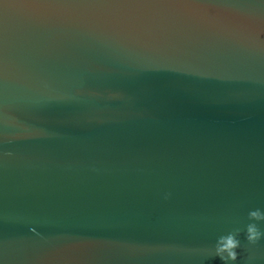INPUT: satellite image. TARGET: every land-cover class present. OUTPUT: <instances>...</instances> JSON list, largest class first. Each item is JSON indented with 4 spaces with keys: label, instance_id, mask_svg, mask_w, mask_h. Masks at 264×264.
<instances>
[{
    "label": "water",
    "instance_id": "water-1",
    "mask_svg": "<svg viewBox=\"0 0 264 264\" xmlns=\"http://www.w3.org/2000/svg\"><path fill=\"white\" fill-rule=\"evenodd\" d=\"M256 209L264 0H0V264H264Z\"/></svg>",
    "mask_w": 264,
    "mask_h": 264
},
{
    "label": "clouds",
    "instance_id": "clouds-1",
    "mask_svg": "<svg viewBox=\"0 0 264 264\" xmlns=\"http://www.w3.org/2000/svg\"><path fill=\"white\" fill-rule=\"evenodd\" d=\"M248 217L251 221H264V211L260 209L252 210L249 212ZM240 232L241 229L236 228L234 231L217 239L215 254L221 259L223 264L237 261L238 253L236 250L241 247V241L238 239ZM245 236L248 244L255 245L264 238V232L260 230L256 223H249L246 225Z\"/></svg>",
    "mask_w": 264,
    "mask_h": 264
}]
</instances>
